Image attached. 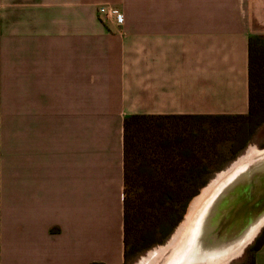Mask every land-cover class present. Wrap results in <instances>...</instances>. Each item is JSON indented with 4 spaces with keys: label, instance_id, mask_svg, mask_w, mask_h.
Instances as JSON below:
<instances>
[{
    "label": "crops",
    "instance_id": "obj_1",
    "mask_svg": "<svg viewBox=\"0 0 264 264\" xmlns=\"http://www.w3.org/2000/svg\"><path fill=\"white\" fill-rule=\"evenodd\" d=\"M255 37L264 0H0V264H128L124 119L246 114Z\"/></svg>",
    "mask_w": 264,
    "mask_h": 264
},
{
    "label": "trees",
    "instance_id": "obj_2",
    "mask_svg": "<svg viewBox=\"0 0 264 264\" xmlns=\"http://www.w3.org/2000/svg\"><path fill=\"white\" fill-rule=\"evenodd\" d=\"M264 122V37L248 43V112L130 115L123 121V242L128 263L162 243L204 184L195 179L233 159ZM227 145V153L219 147ZM214 164L210 167L213 162ZM264 242V228L253 251ZM253 264V252L250 262Z\"/></svg>",
    "mask_w": 264,
    "mask_h": 264
},
{
    "label": "rangeland",
    "instance_id": "obj_3",
    "mask_svg": "<svg viewBox=\"0 0 264 264\" xmlns=\"http://www.w3.org/2000/svg\"><path fill=\"white\" fill-rule=\"evenodd\" d=\"M219 148L225 153L228 152L227 145H221ZM254 149H258V151L252 153V155L248 157L247 159L248 161L245 160L244 162L241 163L239 162V159H241V157L245 156L246 153ZM263 158H264V122L258 127H256V129L254 130L253 134L251 135L250 139L247 141L245 146L239 152H237V154L233 157V159L225 163L220 170L210 171L206 176L195 179L196 184L200 182L202 183L204 182V184L199 188L198 192L192 198H190V200L186 205L182 218L179 220V222L176 224L173 230L167 235V237L164 239L162 243L155 244L139 252V254L133 256L132 259L129 260L128 264H206L205 261L216 260V259L218 260L216 264H248L250 262V257L253 252L252 249L253 244L257 236L262 232L264 228V223L261 224L262 226L260 225L261 227L259 228V231H257L255 234H253V236H251L250 239L247 240L242 251L239 254H235L225 259L227 253L230 251L229 248L231 242L228 240V235L226 236L222 232L223 231L222 223L218 224L217 221H213V220L212 221L214 222V224L212 225L210 223L212 222L211 221L212 215L210 210H212L213 207L212 204L214 201L217 200V198H214L209 204H207V206H206L207 201L206 200L202 201V203L192 212L189 222L190 224L193 223V225L196 227L195 228L196 235H193L191 240H186L187 236L185 235L187 232L184 231L181 234V236L176 240V242H174V244L169 246V243L173 235H175L177 230H179V227L183 224V221L185 220V217L188 214L189 204L192 201V199L197 197L201 193L202 189L205 188L211 181H213L218 174L223 172L225 173L231 170L233 165L236 163H238L236 164V166L240 165L241 167H243L245 164L256 162ZM221 160L222 159H219L218 162H213L212 164H210V167H213L214 164L219 163ZM227 177L228 176L222 179L221 182L225 181ZM225 214L227 213L225 212ZM233 220H236V218H233ZM226 228L229 229L230 226H227ZM190 230L194 231L193 228ZM183 241L184 242L188 241L186 243V245L188 244L186 248H181V244L184 243ZM226 244L228 245V247H226ZM159 247H165L164 251L161 254L156 256L154 260H150L146 263L142 262L143 258L147 257V255L150 252H152L153 250ZM197 256H200V262L196 260ZM194 260H196L197 262H195Z\"/></svg>",
    "mask_w": 264,
    "mask_h": 264
},
{
    "label": "bare ground",
    "instance_id": "obj_4",
    "mask_svg": "<svg viewBox=\"0 0 264 264\" xmlns=\"http://www.w3.org/2000/svg\"><path fill=\"white\" fill-rule=\"evenodd\" d=\"M255 151H258V149H254L246 153L245 156L239 159V162L241 163L247 160L248 157H250ZM236 164L233 165L231 170L225 173L223 172L218 174L213 181H211L205 188L202 189L201 193L197 197L192 199L189 204L188 214L185 217L183 224L179 227V230H177L175 235H173L169 246L174 244V242H176V240L184 231L187 232L185 235L187 236V238L185 237L186 240H191L193 235H196V227L193 225V223L190 224L189 222L192 212L202 203V201L206 200L207 206V204H209L214 198L217 197V200L212 204V210H210L212 215L211 221H217L218 224L222 223L223 231H221L226 236L228 235V240L231 242L229 248L230 251L227 253L225 259L235 254H239L242 251L247 240L250 239L251 236H253V234L258 231V228L264 222V214L259 218L254 219L252 217L253 215L248 214L251 209L247 208L246 220L245 222H241V219L233 220V218L236 216V214L234 215V207H238L241 203H246V199L253 198L254 195L259 196V198L261 197L260 193L264 191V158L256 162L245 164L243 167H241L240 165L236 166ZM255 168H257V172L254 175L252 174V170H254ZM251 174L255 177L252 178ZM226 176L228 177L225 179V181H223L224 183L221 182L222 179H224ZM251 185L252 188L250 189ZM228 207H230V211L228 212V214H225V212L227 213ZM242 212H244V208ZM213 221L210 222L212 225L214 224ZM224 221H226L225 224H223ZM227 226H230V228L227 229ZM192 228L194 229V231L190 230ZM187 242L188 241L182 243L181 248H186L188 245H186ZM226 247H228L227 244ZM164 249L165 247H159L153 250L147 255V257L143 258L142 262L146 263L150 260H154V258L161 254ZM196 260L200 262V256H197ZM196 260L194 261L197 262ZM217 261V259L207 260L205 261V263L216 264Z\"/></svg>",
    "mask_w": 264,
    "mask_h": 264
},
{
    "label": "water",
    "instance_id": "obj_5",
    "mask_svg": "<svg viewBox=\"0 0 264 264\" xmlns=\"http://www.w3.org/2000/svg\"><path fill=\"white\" fill-rule=\"evenodd\" d=\"M256 172H257V168H255L254 170H252V174L255 175ZM254 177L255 176L252 175V178H254ZM252 185H253V182H252ZM252 185L250 186V189L252 188ZM260 196L261 197L259 198V196L254 195L253 198L246 199V203H241L238 207H234V212H235L234 215L236 214V216L234 218L241 219V222L242 221L245 222V220H246V214H247V208H250L251 209V211H249L248 214L253 215L252 217L254 219H257L261 215H263L264 214V208H263L264 207V191H262L260 193ZM243 208H244V212H242L243 211ZM227 209L226 210H227V214H228V212L230 211V207H228ZM223 224H225V221L223 222ZM259 228H258V231H259Z\"/></svg>",
    "mask_w": 264,
    "mask_h": 264
},
{
    "label": "built area",
    "instance_id": "obj_6",
    "mask_svg": "<svg viewBox=\"0 0 264 264\" xmlns=\"http://www.w3.org/2000/svg\"><path fill=\"white\" fill-rule=\"evenodd\" d=\"M98 12L104 19H113L117 23H121L123 20L122 13L118 9L111 6L101 5L98 7Z\"/></svg>",
    "mask_w": 264,
    "mask_h": 264
}]
</instances>
